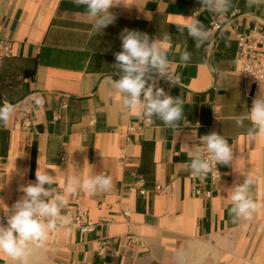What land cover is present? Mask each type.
<instances>
[{"label": "crops", "instance_id": "0c3cea01", "mask_svg": "<svg viewBox=\"0 0 264 264\" xmlns=\"http://www.w3.org/2000/svg\"><path fill=\"white\" fill-rule=\"evenodd\" d=\"M118 3L110 9L114 22L97 33L73 0H0V39L12 47L0 72V106H15L10 122L0 125V200L11 208L39 166L60 190L72 175L112 177L108 191L69 197L94 230L56 229L33 249L30 264H264V138L249 142L248 122H235L264 91L244 80L235 62L236 35L264 31V4L231 0L227 22L214 32L216 16L199 0ZM192 15L213 33L207 55L175 25ZM124 29L170 35L168 59L178 82L159 79L157 86L183 101L186 123L173 129L124 107L109 82L118 79L114 53L122 50ZM185 49L192 53L187 66L180 62ZM212 125L234 151L233 166L218 165L214 184L191 179L188 154ZM241 173L255 178L252 194L261 205L248 220L230 214L231 188L243 182ZM139 180L145 196L137 192ZM156 185L167 189L156 193ZM127 236L137 243L127 246ZM0 264L10 261L0 257Z\"/></svg>", "mask_w": 264, "mask_h": 264}, {"label": "clouds", "instance_id": "9594fccd", "mask_svg": "<svg viewBox=\"0 0 264 264\" xmlns=\"http://www.w3.org/2000/svg\"><path fill=\"white\" fill-rule=\"evenodd\" d=\"M77 6H84L87 15L92 18V31L102 30L112 24L115 16L110 9L118 5V0H73ZM200 7L215 14L221 23L227 22V13L231 0H199ZM264 0H247L248 7H259ZM196 15L185 17L186 23L175 24L181 32L187 31L194 41L196 49H203L207 55L213 33ZM223 35V33H221ZM122 50L114 53L116 75L110 76L112 88L120 94L124 107L131 113L144 115L149 119L157 118L166 127L173 129L186 123L183 101L173 97L163 88L157 86L159 79H165L174 86L178 77L174 75L168 59L169 34L162 39L149 37L147 33L124 29L120 34ZM192 53L185 49L180 55V62L187 66ZM44 99L37 97L35 103L43 105ZM15 112V106L4 103L0 106V125H7ZM248 122L246 138L249 142L264 138V91L253 100L251 109L240 113L235 122L238 127H245ZM200 146L189 150V170L194 177H203L209 172L218 171V165H232L234 151L227 139L213 131L200 137ZM244 175L243 182H236L231 188L230 214L234 219H251L260 208L252 194L256 183L252 175ZM36 180L23 186L24 193L9 208L0 200L6 224L0 219V257H7L10 264H30L34 248H42L49 234L66 224L67 218L62 214L69 203V197L79 192L94 195L98 191L112 188V177L105 174L70 176L62 190L52 186L56 177L40 166L37 168Z\"/></svg>", "mask_w": 264, "mask_h": 264}, {"label": "built area", "instance_id": "2783aa9c", "mask_svg": "<svg viewBox=\"0 0 264 264\" xmlns=\"http://www.w3.org/2000/svg\"><path fill=\"white\" fill-rule=\"evenodd\" d=\"M221 22L217 18L211 23V29L214 32H218L221 29ZM236 42L238 53L235 59L236 62V71L237 73L246 81L252 82L256 86L264 87V31L262 32L260 28L254 30L248 36L237 34ZM12 55V47L10 42L5 39H0V72L2 68L3 61ZM119 79V76H117ZM57 119V117H54ZM217 132L215 125L210 127L211 132ZM208 133V134H209ZM218 167V166H217ZM219 171V169H218ZM220 172H209L203 177H194L191 175V179L196 178H205L208 179L211 184H214L219 178ZM56 190H60L55 188ZM136 189L139 195L145 196L147 191L143 188V182L139 180L136 183ZM166 186L156 185L154 187V192H164L166 191ZM194 195H199L198 190L193 191ZM206 197H210L211 192H207ZM62 214L67 218V223L58 227L59 228H69L79 231L81 234H87L94 230L95 224L91 223L88 219L87 212L78 204L67 205L63 209ZM124 216L127 219V223L131 221L129 212H124ZM2 220L5 222L6 219L2 217ZM104 222V221H103ZM102 222V223H103ZM127 246L135 245L137 240L134 236H127ZM108 242L105 241L102 245V249H106Z\"/></svg>", "mask_w": 264, "mask_h": 264}, {"label": "trees", "instance_id": "16d2710c", "mask_svg": "<svg viewBox=\"0 0 264 264\" xmlns=\"http://www.w3.org/2000/svg\"><path fill=\"white\" fill-rule=\"evenodd\" d=\"M4 62V61H3ZM3 65V64H2Z\"/></svg>", "mask_w": 264, "mask_h": 264}]
</instances>
